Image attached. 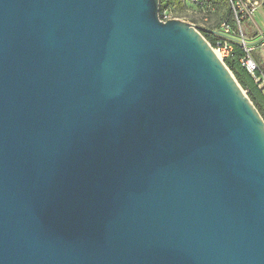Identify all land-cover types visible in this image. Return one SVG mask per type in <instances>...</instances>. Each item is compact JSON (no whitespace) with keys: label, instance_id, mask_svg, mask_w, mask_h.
<instances>
[{"label":"water","instance_id":"water-1","mask_svg":"<svg viewBox=\"0 0 264 264\" xmlns=\"http://www.w3.org/2000/svg\"><path fill=\"white\" fill-rule=\"evenodd\" d=\"M159 5L0 0V264H264V119Z\"/></svg>","mask_w":264,"mask_h":264},{"label":"built area","instance_id":"built-area-1","mask_svg":"<svg viewBox=\"0 0 264 264\" xmlns=\"http://www.w3.org/2000/svg\"><path fill=\"white\" fill-rule=\"evenodd\" d=\"M187 4L204 9L203 22L209 23L210 16L215 12L214 7H210L206 0H185ZM232 13V24L228 22L222 23L220 30L214 32L219 39L214 45L210 44L216 56L224 64L227 59L233 56L234 42L238 43L242 49L243 55L240 59L241 65L250 74L252 80L258 89L264 93V72L255 61L253 52L255 45L247 40L245 24L252 21L261 6V0H226ZM162 21H168L174 18L172 13L165 11Z\"/></svg>","mask_w":264,"mask_h":264},{"label":"trees","instance_id":"trees-1","mask_svg":"<svg viewBox=\"0 0 264 264\" xmlns=\"http://www.w3.org/2000/svg\"><path fill=\"white\" fill-rule=\"evenodd\" d=\"M206 1L210 7L215 8V12L212 13L210 16V22L209 23L203 22V17L205 14H204V9L202 7H196V6H192L190 4H187L185 0H160L159 16H160V18H163V13L165 11H169L170 13H172V15L174 17L173 12H175L176 10H179L183 7L184 8L188 7V8H193L192 9L193 13L195 15H197V18L200 19L202 21V23H204L206 25H210V24H212V20H213L214 16L216 15L218 8L214 4L213 0H206ZM227 5H228V3H227ZM228 9H229L228 10V17L224 21H222V23H224V22L231 23L232 22V13L230 11L229 6H228ZM222 23L220 24V27H221ZM196 26L205 30L204 32H202V34H203L204 38L210 44L214 45L215 42L219 39L217 36L214 35V32H218V30H220V27L219 28H212L209 26H202L199 24H196ZM233 44H234V51H233L234 61L231 64L227 63V66H228L229 70L232 72V74L234 75L235 79L237 80V82L241 86V88L247 92L249 99L251 100V102L254 104V106L256 107V109L258 110V112L260 113L262 118L264 119V93L258 89L257 85L252 80L250 74L241 65L240 59L243 55V52H242L240 45L236 42H234Z\"/></svg>","mask_w":264,"mask_h":264},{"label":"crops","instance_id":"crops-1","mask_svg":"<svg viewBox=\"0 0 264 264\" xmlns=\"http://www.w3.org/2000/svg\"><path fill=\"white\" fill-rule=\"evenodd\" d=\"M245 31L248 42L255 45L253 53H256V56L253 57L264 72V0H261V6L254 19L245 24Z\"/></svg>","mask_w":264,"mask_h":264},{"label":"rangeland","instance_id":"rangeland-1","mask_svg":"<svg viewBox=\"0 0 264 264\" xmlns=\"http://www.w3.org/2000/svg\"><path fill=\"white\" fill-rule=\"evenodd\" d=\"M214 4L217 6V13L214 16V22L210 25H206L204 23H202V21L200 19L197 18V15H195L193 13V8H188V7H183L179 10H176L174 13V17L182 20V21H186L189 22L191 24H199L202 26H209L212 28H219L220 24L222 23V21H224L227 17H228V5L226 0H213ZM231 25L233 26L232 22ZM203 35V34H202ZM253 56H256V53H253ZM234 76V75H233ZM244 93L247 94V92L243 89Z\"/></svg>","mask_w":264,"mask_h":264}]
</instances>
